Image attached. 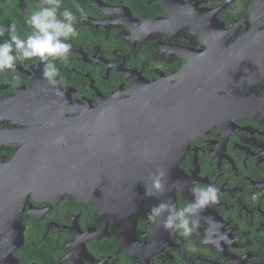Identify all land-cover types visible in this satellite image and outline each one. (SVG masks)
<instances>
[{
    "label": "flooded vegetation",
    "instance_id": "obj_1",
    "mask_svg": "<svg viewBox=\"0 0 264 264\" xmlns=\"http://www.w3.org/2000/svg\"><path fill=\"white\" fill-rule=\"evenodd\" d=\"M41 3L0 0V27L15 22L21 35L30 33L25 16ZM63 7L79 17L78 35L69 41V59L55 61L57 83L44 78L39 58L0 72V163L29 145L27 129L59 120L56 112L79 115V108L128 90L136 78L152 82L183 69L191 55L198 58L221 33L212 14L216 9L223 7L216 18L224 29L237 26L228 44L253 27L264 30V0H62ZM261 42L257 48L264 60ZM244 81L250 85L247 109L232 111L235 115L223 119L229 123L197 134L169 182L170 201L177 208L193 200L194 185L220 190L218 203L198 215L199 227L190 238L148 220L151 208L161 202L156 195L145 194L134 228L126 212H135L140 202L131 199L121 206L123 219L110 221L105 235L97 203L68 191L51 198L31 193L23 210L24 242L13 251L18 260L13 264H264V76ZM27 177L17 172L8 180L9 174L0 172V187L18 179L22 184ZM141 185L149 189L146 181Z\"/></svg>",
    "mask_w": 264,
    "mask_h": 264
},
{
    "label": "water",
    "instance_id": "obj_2",
    "mask_svg": "<svg viewBox=\"0 0 264 264\" xmlns=\"http://www.w3.org/2000/svg\"><path fill=\"white\" fill-rule=\"evenodd\" d=\"M222 8L212 12L221 33L198 58L191 55L177 73L152 82L136 78L128 90L104 98L97 106L79 108V115L59 111L53 115L59 120L24 132L29 145L11 161L0 163L8 180L17 172L28 175L22 184L18 179L0 187V264L18 263L13 251L24 242L22 217L31 193L51 198L68 191L97 203L104 233L110 221L123 219L120 207L131 199L132 204L140 202L135 212H126L132 214L126 221L135 227L145 196L141 182L150 189L158 169L167 175L163 193L156 196L170 201L169 182L192 139L246 110L250 85L244 79L256 76L258 82L264 76V60L257 48L263 44L264 30L253 27L228 44L237 26L223 28L216 18ZM255 18L263 20L259 14ZM215 53L219 58H210ZM213 62L230 66L215 68ZM12 188L19 193L9 194ZM130 192L139 195L131 197Z\"/></svg>",
    "mask_w": 264,
    "mask_h": 264
},
{
    "label": "clouds",
    "instance_id": "obj_3",
    "mask_svg": "<svg viewBox=\"0 0 264 264\" xmlns=\"http://www.w3.org/2000/svg\"><path fill=\"white\" fill-rule=\"evenodd\" d=\"M61 9L62 0H42L38 9L25 16L24 23L31 28V32L26 35L18 32L15 22L0 27V72L14 70L18 61L39 58L44 64V78L51 85L57 83L59 68L55 61L69 59L72 50L69 41L78 35L79 17L76 12H79L80 17L86 15L79 5L76 6V12L68 7ZM5 34L7 38L2 39ZM166 175V171L157 170L150 189H146V196L163 193ZM191 191L194 197L192 201L179 208L171 201H161L151 208L148 220L157 227L162 226L165 230L178 232L185 239L190 238L199 227L198 215L208 206L218 203L220 190L215 185L208 184L194 185ZM222 238L227 239L226 236Z\"/></svg>",
    "mask_w": 264,
    "mask_h": 264
}]
</instances>
